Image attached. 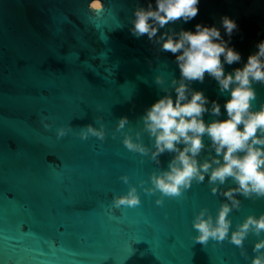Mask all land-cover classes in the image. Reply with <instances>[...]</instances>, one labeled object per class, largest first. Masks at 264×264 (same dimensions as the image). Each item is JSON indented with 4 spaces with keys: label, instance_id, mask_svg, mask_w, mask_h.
<instances>
[{
    "label": "water",
    "instance_id": "95a60500",
    "mask_svg": "<svg viewBox=\"0 0 264 264\" xmlns=\"http://www.w3.org/2000/svg\"><path fill=\"white\" fill-rule=\"evenodd\" d=\"M89 2L0 0V264H250L254 234L243 250L228 240L194 239L195 213L207 207L215 215L225 199L211 192L207 177L162 205L159 192H144L171 154L157 163L150 152L127 149L123 138L140 133L151 150L141 116L179 69L173 54L130 31L134 9L148 0H103L102 11ZM223 15L236 19L232 44L246 60L264 38V0H201L192 21L169 27L218 24ZM192 86L221 104L226 98L207 75ZM256 88L259 103L264 85ZM121 116L128 124L118 131ZM88 124L102 125L105 138L81 139ZM61 126L68 132L57 138ZM130 185L141 204L116 208L113 196ZM237 195L233 227L264 213V197Z\"/></svg>",
    "mask_w": 264,
    "mask_h": 264
},
{
    "label": "clouds",
    "instance_id": "9594fccd",
    "mask_svg": "<svg viewBox=\"0 0 264 264\" xmlns=\"http://www.w3.org/2000/svg\"><path fill=\"white\" fill-rule=\"evenodd\" d=\"M200 2L148 0L146 7L134 9L131 33L138 38L146 34L160 51L173 54L179 76L172 77L171 88L163 87L164 94L141 116L143 130L152 140L151 150L139 140L140 133L137 139L125 135L123 144L141 155L150 152L157 163L165 152L171 154L167 167L154 171L149 177L150 186L144 189L145 193H160L157 205L163 204V197L179 196L193 181L202 183L207 177L211 192H219L225 199L215 215L207 207L195 213L194 239L202 244L209 239L228 240L243 250L249 234H254L258 239L250 264H264V213H250L235 227L230 215L241 207L237 194L264 197V101L257 103L256 88L264 85V38L256 42L255 50L245 60L232 44L239 26L229 15L221 16L218 24L197 22L194 28L179 30L169 27L177 21H192L198 15ZM89 7L102 11L103 0H90ZM234 64L238 66L228 70ZM206 75L216 82L221 95L226 94L223 104L192 86L193 82L203 83ZM155 82L164 86L165 76L156 75ZM206 113L212 118L206 120ZM126 124L128 117L121 116L117 130ZM67 132V128L58 127L56 136L63 137ZM79 136L103 140L105 130L102 125L97 128L88 124L79 130ZM206 150V158L201 159ZM121 179L129 182L127 175ZM229 180L233 186L221 188ZM112 202L116 208L135 207L141 204V197L137 187L130 185L126 193L113 196Z\"/></svg>",
    "mask_w": 264,
    "mask_h": 264
}]
</instances>
